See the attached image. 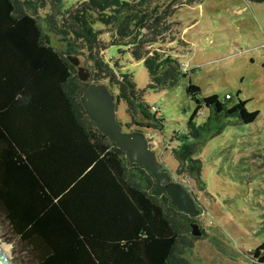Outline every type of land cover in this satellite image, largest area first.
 I'll return each mask as SVG.
<instances>
[{
	"label": "trees",
	"instance_id": "16d2710c",
	"mask_svg": "<svg viewBox=\"0 0 264 264\" xmlns=\"http://www.w3.org/2000/svg\"><path fill=\"white\" fill-rule=\"evenodd\" d=\"M147 1L79 0L63 9L61 0H0V215L36 264H187L182 255L200 239L190 236L194 220L172 208L164 194L153 195L152 177L129 165L124 151L87 118L79 103L86 84L66 59L91 60L89 53L103 49L96 23L121 38L131 37L130 28L138 34L144 28L152 36L144 43L165 32L171 13H145ZM64 16L66 27L56 25ZM141 54L132 55L141 60ZM143 66L153 91L186 79L173 60L148 59ZM122 76L116 98L126 105L127 125L161 130L163 119L144 103L143 91ZM98 80L92 75V82ZM184 93L195 108L186 133L170 138L179 142L171 156L175 173L203 191L202 163L195 157L205 138L221 132L223 118L248 125L258 112H247L231 96H202L189 81ZM202 107L207 118L197 125ZM251 258L264 264V241Z\"/></svg>",
	"mask_w": 264,
	"mask_h": 264
},
{
	"label": "rangeland",
	"instance_id": "374dc122",
	"mask_svg": "<svg viewBox=\"0 0 264 264\" xmlns=\"http://www.w3.org/2000/svg\"><path fill=\"white\" fill-rule=\"evenodd\" d=\"M78 1L61 0L62 8ZM143 4L145 13H171L165 32L144 43L152 38L144 28L139 34L130 28L131 37L121 38L112 27L96 23L93 30L103 49L89 53L91 60L77 58L90 70L91 77L98 75L99 83L115 95L118 84L125 81L122 75L143 91L144 103L163 119L162 129L128 126L123 102L116 107V120L123 131L141 130L164 168L178 182L187 178L175 174L171 150L179 142L170 138L186 133L185 122L195 108L184 93L187 81L198 87L202 96L217 95L221 100L231 96L232 103L244 102L247 112H258L248 125L237 118H223L221 132L207 136L200 146L195 158L202 163L200 178L205 189L198 191L189 182L187 186L201 209L194 221L204 236L193 240L192 248L182 255L187 264H258L251 253L264 241V2L203 0L189 5L179 0H149ZM175 22L179 27L173 25ZM58 24L66 27L67 17L56 21ZM139 50L141 60L132 55ZM148 59L176 61L186 79L173 89H148L143 66ZM98 61L101 65L95 67ZM207 114L202 107L194 117L195 124H203ZM0 246L6 247L11 264H36L1 215Z\"/></svg>",
	"mask_w": 264,
	"mask_h": 264
},
{
	"label": "water",
	"instance_id": "95a60500",
	"mask_svg": "<svg viewBox=\"0 0 264 264\" xmlns=\"http://www.w3.org/2000/svg\"><path fill=\"white\" fill-rule=\"evenodd\" d=\"M66 59L75 69L78 81L86 84L79 103L96 130L116 148L124 151L129 165L141 166L152 177L153 195L164 194L172 208L195 220L200 215L196 197L174 179L171 171L164 168L160 156L150 148V139L139 130H122L115 116L119 103L116 95L107 85L92 82L90 70L77 57L66 56ZM189 230L191 237H202L203 231L195 221L189 223ZM0 264H4L1 259Z\"/></svg>",
	"mask_w": 264,
	"mask_h": 264
},
{
	"label": "bare ground",
	"instance_id": "6f19581e",
	"mask_svg": "<svg viewBox=\"0 0 264 264\" xmlns=\"http://www.w3.org/2000/svg\"><path fill=\"white\" fill-rule=\"evenodd\" d=\"M6 247L0 246V259L4 264H11L8 260V256L5 253Z\"/></svg>",
	"mask_w": 264,
	"mask_h": 264
},
{
	"label": "built area",
	"instance_id": "2783aa9c",
	"mask_svg": "<svg viewBox=\"0 0 264 264\" xmlns=\"http://www.w3.org/2000/svg\"><path fill=\"white\" fill-rule=\"evenodd\" d=\"M181 183V185L185 188V189H187L188 191H190L191 192V190L188 188V186H187V183H188V181L186 180V181H182V182H180Z\"/></svg>",
	"mask_w": 264,
	"mask_h": 264
},
{
	"label": "flooded vegetation",
	"instance_id": "af4514ba",
	"mask_svg": "<svg viewBox=\"0 0 264 264\" xmlns=\"http://www.w3.org/2000/svg\"><path fill=\"white\" fill-rule=\"evenodd\" d=\"M198 208H199V206H198ZM199 210H200V214H201V209L199 208Z\"/></svg>",
	"mask_w": 264,
	"mask_h": 264
},
{
	"label": "crops",
	"instance_id": "0c3cea01",
	"mask_svg": "<svg viewBox=\"0 0 264 264\" xmlns=\"http://www.w3.org/2000/svg\"><path fill=\"white\" fill-rule=\"evenodd\" d=\"M159 114V113H158Z\"/></svg>",
	"mask_w": 264,
	"mask_h": 264
}]
</instances>
